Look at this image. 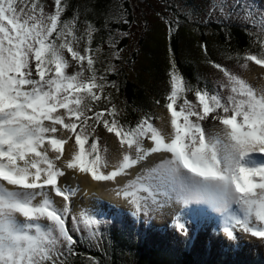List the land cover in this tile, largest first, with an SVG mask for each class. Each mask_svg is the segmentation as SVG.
<instances>
[{
    "label": "snow or ice",
    "instance_id": "snow-or-ice-1",
    "mask_svg": "<svg viewBox=\"0 0 264 264\" xmlns=\"http://www.w3.org/2000/svg\"><path fill=\"white\" fill-rule=\"evenodd\" d=\"M53 4L48 11L43 0H0V264H69L78 255L77 237L87 233L97 239L106 221L88 209L72 214L69 202L79 188L60 183L66 169L116 182L156 153L170 155L112 189L129 200L133 216L172 202L182 209L204 204L219 214L229 239L235 240L237 231L264 238V88L215 62L224 78L211 90L207 84L193 86L173 61L165 104L170 131L155 126L151 116L135 126L122 123L121 110L105 92L117 87L108 75L117 72L111 60L122 50L110 34L107 44L114 51L98 69L103 48L93 47V41L99 29L81 22L79 10L63 19L68 0ZM247 18L257 23L250 10ZM116 19L128 22L123 10ZM259 25L264 31V16ZM259 42L258 55L235 56L242 69L248 61L264 66V39ZM71 61L78 70L68 71ZM98 127L114 133L123 149L110 170L109 148L101 144ZM73 139L66 157L65 146ZM54 197H62L63 205ZM174 226L187 233L183 213Z\"/></svg>",
    "mask_w": 264,
    "mask_h": 264
},
{
    "label": "rangeland",
    "instance_id": "rangeland-1",
    "mask_svg": "<svg viewBox=\"0 0 264 264\" xmlns=\"http://www.w3.org/2000/svg\"><path fill=\"white\" fill-rule=\"evenodd\" d=\"M189 1V0H188ZM256 1V2H255ZM257 1H261V4H264V0H245V5L243 4L240 9H235V6L238 5V2L235 0H229L227 4L224 0H200L194 2L193 12L191 10L187 11L191 8L189 5H186L187 0H113L112 10L110 11V16L115 17L114 24L117 25L119 30L114 29L110 25H106L105 29L108 31L107 40L109 35L111 34L113 39L116 41V47L121 49L120 58L111 60L117 66V72L112 74H119L120 70H124L129 79L137 80L139 76L138 73L145 74L147 82L145 86L150 90L149 85L153 81L152 76L147 71V68L153 65L162 64V68L156 70L154 68L152 71L154 74H158L161 79L156 81V87L161 90L165 88L166 91L162 94L157 101L151 103V108L149 109L150 115L153 117L152 123L160 128H163L165 132L170 131L169 120H170V112L165 107L166 95L170 91L169 85V72L172 69L173 59L172 50H171V34L173 31L180 30L183 32H189L190 25L187 22H181L179 16L186 15L188 21H196L202 23H209L211 21L222 23L225 21L226 23L235 22L238 25H254L251 19H248L249 10L252 13V19H255L257 23L255 24L256 28L260 27L259 20L262 16H264V12L260 10L262 8L264 10V6H259L260 8L252 7L254 4L258 5ZM88 0H80V3L85 5ZM48 11H52L54 8L53 0L46 4ZM198 6V7H197ZM221 7H223V12H221ZM130 9V13L128 12ZM192 9V8H191ZM235 9V10H234ZM124 11L125 17L127 19V23L119 21L116 19L119 17L121 11ZM207 13H204L206 12ZM179 12V13H178ZM131 15V16H130ZM199 17V18H197ZM130 18V19H129ZM81 22L82 19L80 18ZM120 25V26H119ZM121 25L128 26L127 29L122 30ZM171 26V32H170ZM83 28V27H82ZM179 28V29H178ZM261 28V27H260ZM192 32V31H191ZM127 33V35H122ZM107 40L105 42L106 46L104 47L102 53L99 56L98 63L102 64L98 66V69H103V67L109 62L112 56V52L114 49L109 48L107 44ZM127 41V42H126ZM126 42V45H123ZM189 42L188 40H183L181 43L182 48H186V44ZM144 43L146 46H144ZM185 43V46H184ZM103 44V45H105ZM194 45V44H193ZM84 45L81 43L80 48L83 49ZM138 54V62H135L136 65L134 69L130 67L129 64H126L128 60H133L134 55ZM154 51L152 56H148L149 53ZM187 57L194 59L198 62L203 61V59L207 60L205 57L204 49H200L199 51L191 50L188 48ZM144 52V53H143ZM70 58V54H69ZM72 67L68 69L69 72H74L78 70V66L75 61H71ZM97 63V64H98ZM243 63V62H242ZM248 68L242 69L241 63H230L223 64L224 67L233 71L234 73L241 76V78L248 81L253 87L264 88V66L257 65L255 62L248 61ZM153 64V65H151ZM229 65V66H228ZM201 76L205 81H209L212 85L217 80L223 79V73L215 67L208 66L206 63L200 65ZM87 74V73H86ZM153 74V75H154ZM141 79V78H140ZM156 80V79H155ZM149 84V85H148ZM105 92L108 93L105 89ZM118 91L115 88L110 92L111 97H113ZM188 95V98L193 102H196V98L193 95ZM154 97V96H153ZM156 99V97H154ZM112 103L116 104L112 99ZM117 107L121 110L120 114L124 111L123 106L118 103ZM105 105L102 103L100 108H104ZM63 111V110H61ZM124 113V112H123ZM123 113L118 117L122 123H126V119H124ZM140 120V119H139ZM91 123V121H90ZM205 127H211V120L204 122ZM131 125V124H128ZM132 126V125H131ZM97 133L101 137V144H106L109 148L108 160L110 161L109 168L118 163L120 159V153L123 149H120L119 139L115 136L114 133H108L106 130H103L102 127L97 128ZM67 135V133H63ZM57 135H60L58 133ZM146 143H148L146 141ZM74 144V139L69 141V144L65 146L67 152H71L73 150L72 145ZM87 147V146H86ZM69 150V151H68ZM68 153V154H69ZM68 154L65 153L66 157ZM50 155L54 156L55 153L50 152ZM58 165L62 166L63 161H58ZM68 169H66L67 172ZM109 170V169H107ZM79 196V192L71 197L70 199V207L72 214L78 215L76 213V205L78 204L77 200L81 197ZM64 203L63 198L57 204L62 206ZM104 206H103V205ZM101 206L104 207V210L99 209H88L92 213L97 215L98 219L106 221V223H102L100 226V236L103 234L104 227H107L109 217L118 216V213L124 214L129 219H134L138 221L137 226L144 227L142 224L152 222L154 228L159 229L165 234L175 236L179 238L181 241H186L189 237H193L194 234H199L200 241H203L206 245H212L216 248L217 251L222 252L227 249V251H233L239 248L241 253L249 255H258L262 254L264 256V238H257L248 233H244L241 231L236 232V239H229L228 236L223 232V224L219 222V225L216 226V222L213 223V226L210 227V224H207V218L210 216L209 214L199 213V219H196L194 216L190 217L193 212L190 214L184 213V209L182 208H174L177 207L175 204H167L155 211H150L147 215H141L140 217H135L131 213L134 210L133 207L125 210H117L114 205L102 203ZM99 205V206H100ZM175 205V206H173ZM132 206V205H131ZM113 207V208H112ZM115 208V209H114ZM193 209H195L193 207ZM194 211V210H192ZM195 212V211H194ZM183 213V218L186 222L187 233H183L178 231L174 226L175 218L178 214ZM188 214V215H187ZM190 215V216H189ZM193 215V214H192ZM21 220L24 218L19 217ZM205 219V220H204ZM202 220V221H201ZM43 223H47V221H42ZM70 223V220H69ZM211 223V222H210ZM100 236L93 240L89 239L87 233L83 234L82 238L89 240L92 246L99 247ZM190 239V238H189ZM245 257V255H242ZM74 259V256L69 258L70 261Z\"/></svg>",
    "mask_w": 264,
    "mask_h": 264
},
{
    "label": "trees",
    "instance_id": "trees-1",
    "mask_svg": "<svg viewBox=\"0 0 264 264\" xmlns=\"http://www.w3.org/2000/svg\"><path fill=\"white\" fill-rule=\"evenodd\" d=\"M51 1L43 0L47 5ZM197 1L200 0H187L186 5L192 8H189L187 11L191 10L190 12H193L194 8L192 4ZM224 1L227 4L229 0ZM244 1L235 0V2H238L235 9H240L243 4L245 5L246 2ZM257 2L258 5L254 4L252 7L260 8L259 6H264V4H261V1ZM68 3L69 7L64 13L63 19L71 18L74 11L79 10L82 21L85 19L89 20L99 29L95 33L93 47L100 45L104 49L108 33L105 26L110 25L114 29L119 30L117 25L114 24L116 21L115 17L113 15L110 16L113 0H88L85 5L81 4L80 0H68ZM87 8H91L92 11H86ZM129 10L128 12L130 13ZM260 10L264 12L262 8ZM204 13H207V11ZM179 17L181 22L191 24L190 30L192 32H183L181 29L172 32V55L176 68L186 81L193 86L203 88L207 84L209 90L214 87L209 81L202 79L200 65L206 63L208 66L214 67L212 62L217 64L242 63V60L238 62L235 59L237 54L241 56L249 53L258 55L261 52L259 41L264 39V31L260 27L256 28L255 25H238L235 22L225 24V21L222 23L214 21L202 23L198 20L190 22L186 19V15ZM79 27L83 29V23ZM121 27L125 31L128 26L121 25ZM183 40L189 41L186 44V48L181 47ZM126 42L123 45H126ZM144 46H146L145 43ZM188 48L195 51L204 49L207 60L203 59V61L198 62L187 57ZM138 54H142V50L141 53L134 55L132 61L128 60L126 63L133 69L136 65L135 62H138ZM153 54L154 51L151 50L148 56H152ZM229 56L233 58L229 59ZM99 65L102 64L98 63L96 67L98 68ZM162 66V64H154L153 68L152 66L147 68L146 72L153 78L150 85L148 84L150 90L145 86L147 82L146 78L142 77L145 74L138 73L136 76L140 75L141 77H138L137 80L129 79L124 70H120V73L117 75H108V80L115 81L117 85L115 89L118 92L112 99L116 104L120 103L122 106L124 105V113H122L127 124L135 126L139 119L150 115L149 109L152 106L151 103L157 101L166 91L165 88L159 90L156 87V81H159L161 77L152 71L156 68L160 72ZM112 90V87L106 88L108 93ZM188 94L195 97L192 92ZM107 221V227H104V232L100 236L99 247L92 246L89 240L85 238L77 237L78 243L75 250L78 255L74 256L70 264H92L89 257H94L99 261V264H264V256L262 254H255L253 256L248 254L247 256V253H241L239 248L233 251L225 249L220 252L214 246L206 245L203 242L204 240L200 241L199 234H194L193 237H189L190 239L181 241L175 236L165 234L159 229L154 228L150 221L144 224L141 223L144 227L139 228L137 226L138 221L129 219L121 213H118L116 217H109ZM242 255H245V257H242Z\"/></svg>",
    "mask_w": 264,
    "mask_h": 264
},
{
    "label": "bare ground",
    "instance_id": "bare-ground-1",
    "mask_svg": "<svg viewBox=\"0 0 264 264\" xmlns=\"http://www.w3.org/2000/svg\"><path fill=\"white\" fill-rule=\"evenodd\" d=\"M146 145L150 146L149 142L146 143ZM68 153L69 152L66 151V154ZM169 155L170 154L168 153L152 154L148 158L147 161H143L135 165L131 169H129L128 175H123V176L118 177L116 182L95 181L91 178L90 174L79 173L78 171L68 169L66 172V175L60 178V183L71 185L73 188H76L78 186L79 188L78 197H81V198L77 200L78 202V204L76 205L77 214H79L80 211L85 208L104 210V207H103L104 205L102 204L104 202H109L110 204L114 205L115 208H117V210L119 211L129 209L130 207H132L131 204L129 203V200L121 196H117L116 192L113 191L112 189L115 188L117 185H123L127 183V181L129 180L135 179V177L138 174H141L144 169L153 166L154 164L158 163L161 159ZM110 169L111 167L109 168V170ZM9 187H12V186H9ZM54 198L57 201V203L62 200V197H54ZM100 204H102L103 206H101ZM172 204L177 205V207H174V208H182L181 205L176 204L175 202H172ZM193 207L195 209H193ZM201 207H204V210H201ZM184 210H185L184 213L186 212L188 214L193 212L192 213L193 215L191 214V216L190 215L189 216L190 217L194 216L198 220H200L199 215H198L199 213L209 214L210 216L207 218V221H208L207 224H210L209 225L210 227L213 226L214 222H216V226H218L219 222H221L219 218V214L213 213L211 209L207 205H204V204H192L187 209H184ZM188 210H190L191 212H189ZM192 210H194L195 212Z\"/></svg>",
    "mask_w": 264,
    "mask_h": 264
},
{
    "label": "water",
    "instance_id": "water-1",
    "mask_svg": "<svg viewBox=\"0 0 264 264\" xmlns=\"http://www.w3.org/2000/svg\"><path fill=\"white\" fill-rule=\"evenodd\" d=\"M103 202V201H102ZM104 203H106V204H110L109 202H104ZM112 205V204H111ZM196 206V205H195ZM198 209H199V207H198ZM201 210H204V207H201Z\"/></svg>",
    "mask_w": 264,
    "mask_h": 264
}]
</instances>
